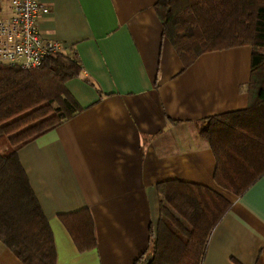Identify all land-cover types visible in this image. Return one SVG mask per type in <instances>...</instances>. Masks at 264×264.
<instances>
[{
    "label": "crops",
    "instance_id": "1",
    "mask_svg": "<svg viewBox=\"0 0 264 264\" xmlns=\"http://www.w3.org/2000/svg\"><path fill=\"white\" fill-rule=\"evenodd\" d=\"M40 1L50 7L41 35L61 41L81 67L65 82L81 110L18 151L53 234L55 264H140L159 223L157 184L170 180L230 203L200 264H264V173L239 195L222 188L199 133L206 117L247 106L250 46L207 51L184 67L157 0ZM85 209L96 245L81 251L59 216ZM0 264L24 263L0 241Z\"/></svg>",
    "mask_w": 264,
    "mask_h": 264
},
{
    "label": "trees",
    "instance_id": "2",
    "mask_svg": "<svg viewBox=\"0 0 264 264\" xmlns=\"http://www.w3.org/2000/svg\"><path fill=\"white\" fill-rule=\"evenodd\" d=\"M155 10L184 67L207 51L251 48L247 106L206 117L199 131L216 160L214 182L239 195L264 173V0H157ZM80 70L65 53L29 70L0 64V241L24 264H55V248L18 151L81 110L65 86ZM157 194L156 236L137 262L200 264L229 201L178 180L158 183ZM59 218L79 250L96 245L88 210Z\"/></svg>",
    "mask_w": 264,
    "mask_h": 264
},
{
    "label": "built area",
    "instance_id": "3",
    "mask_svg": "<svg viewBox=\"0 0 264 264\" xmlns=\"http://www.w3.org/2000/svg\"><path fill=\"white\" fill-rule=\"evenodd\" d=\"M8 12L0 15V64L34 69L51 55L64 52L61 41L44 38L39 19L50 12L40 0H0Z\"/></svg>",
    "mask_w": 264,
    "mask_h": 264
},
{
    "label": "water",
    "instance_id": "4",
    "mask_svg": "<svg viewBox=\"0 0 264 264\" xmlns=\"http://www.w3.org/2000/svg\"><path fill=\"white\" fill-rule=\"evenodd\" d=\"M144 264H148V262L144 263Z\"/></svg>",
    "mask_w": 264,
    "mask_h": 264
}]
</instances>
